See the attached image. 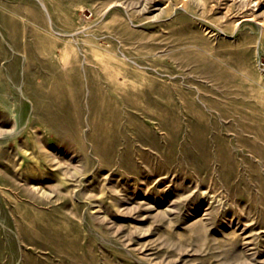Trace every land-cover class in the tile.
<instances>
[{
  "label": "rangeland",
  "instance_id": "374dc122",
  "mask_svg": "<svg viewBox=\"0 0 264 264\" xmlns=\"http://www.w3.org/2000/svg\"><path fill=\"white\" fill-rule=\"evenodd\" d=\"M0 264H264V0H0Z\"/></svg>",
  "mask_w": 264,
  "mask_h": 264
},
{
  "label": "bare ground",
  "instance_id": "6f19581e",
  "mask_svg": "<svg viewBox=\"0 0 264 264\" xmlns=\"http://www.w3.org/2000/svg\"><path fill=\"white\" fill-rule=\"evenodd\" d=\"M36 163V162H35ZM33 168V167H32ZM35 169V168H34Z\"/></svg>",
  "mask_w": 264,
  "mask_h": 264
}]
</instances>
